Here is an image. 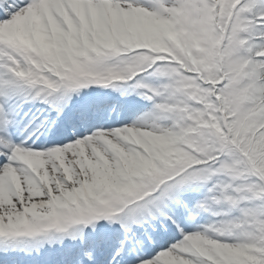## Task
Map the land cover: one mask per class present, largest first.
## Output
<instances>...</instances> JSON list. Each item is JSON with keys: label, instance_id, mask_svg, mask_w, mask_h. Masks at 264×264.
Instances as JSON below:
<instances>
[{"label": "snow or ice", "instance_id": "1", "mask_svg": "<svg viewBox=\"0 0 264 264\" xmlns=\"http://www.w3.org/2000/svg\"><path fill=\"white\" fill-rule=\"evenodd\" d=\"M0 264H264V0H0Z\"/></svg>", "mask_w": 264, "mask_h": 264}]
</instances>
